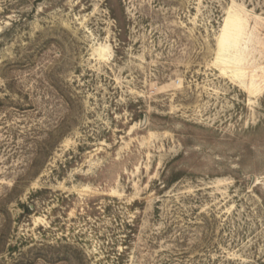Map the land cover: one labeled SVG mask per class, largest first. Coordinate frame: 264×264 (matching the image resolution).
Here are the masks:
<instances>
[{
    "label": "rangeland",
    "instance_id": "rangeland-1",
    "mask_svg": "<svg viewBox=\"0 0 264 264\" xmlns=\"http://www.w3.org/2000/svg\"><path fill=\"white\" fill-rule=\"evenodd\" d=\"M0 264H264V0H0Z\"/></svg>",
    "mask_w": 264,
    "mask_h": 264
},
{
    "label": "bare ground",
    "instance_id": "bare-ground-1",
    "mask_svg": "<svg viewBox=\"0 0 264 264\" xmlns=\"http://www.w3.org/2000/svg\"><path fill=\"white\" fill-rule=\"evenodd\" d=\"M220 38H222V41H221L222 43H220V46L226 49L227 46H226V44H223V43H224L223 37L221 36ZM236 47H237V46H236ZM233 57H234V56H233ZM234 59H235V58H234ZM235 61H236V59H235ZM233 64H234V63H233ZM234 69H236V68H234Z\"/></svg>",
    "mask_w": 264,
    "mask_h": 264
}]
</instances>
